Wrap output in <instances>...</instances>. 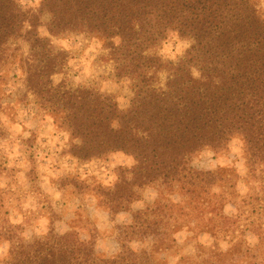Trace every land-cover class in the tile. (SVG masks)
<instances>
[{"label": "trees", "instance_id": "trees-1", "mask_svg": "<svg viewBox=\"0 0 264 264\" xmlns=\"http://www.w3.org/2000/svg\"><path fill=\"white\" fill-rule=\"evenodd\" d=\"M42 17L50 37L84 33L102 41L115 76L131 85L127 109L91 88L54 85L51 77L62 71L65 55L39 36ZM171 36L193 41L176 62L156 53ZM15 67L23 75L24 97L32 96L70 135L72 157L88 162L122 153L133 159L130 179L101 191L108 198L102 206L111 214L127 211L140 198L134 189L147 186L157 189L158 198L133 213L111 257L98 253L92 238L50 230L31 245L21 244L12 264H164L156 255L168 248L164 227L178 228L170 225L174 208L205 205L199 216L211 221L217 215L212 188H223L218 184L225 173L195 170L191 158L206 149L225 151L233 139L242 143L248 179L264 182V14L257 0H43L36 15L16 0H0V82ZM1 100L0 95V113ZM175 194L179 203L168 202ZM219 218L210 227L214 239L229 233L230 218ZM2 236L17 237L11 229ZM148 239L159 244L155 250L128 247ZM242 256L233 243L200 264H239Z\"/></svg>", "mask_w": 264, "mask_h": 264}, {"label": "rangeland", "instance_id": "rangeland-1", "mask_svg": "<svg viewBox=\"0 0 264 264\" xmlns=\"http://www.w3.org/2000/svg\"><path fill=\"white\" fill-rule=\"evenodd\" d=\"M16 1L28 15H36L43 0H39L38 5L36 0ZM257 1L264 14V5ZM41 20L39 36L48 38L52 49L65 55L64 66L58 74L62 77L60 82L73 88L94 89L110 97L119 109H127L121 108L120 101L126 100L129 106L133 96L131 85L128 80L115 76V63L102 41L84 33L50 37L44 26L46 17ZM182 41L171 36L160 45L157 55L166 62L178 61L186 50L175 59L172 56ZM0 95L3 105L0 113L3 135L0 137V235L7 229L16 236L35 228L46 233L52 230L58 235L73 231L81 239H94L98 253L106 257L115 255L121 241L124 242V227L131 223L133 213L154 204L157 189L153 186L134 189L140 195L139 200L131 203L127 211L111 214L101 205L103 199H108L101 191H112L121 180L130 179L134 163L129 166L126 159L129 156L113 153L88 162L72 157L68 152L70 135L65 140L68 133L58 129L53 118L37 108L32 96L24 97L23 75L17 67L3 77ZM237 140L239 143L234 142ZM190 166L198 171L221 169L225 173L218 184L223 188H212L217 197H212L210 203L218 204L217 215L211 221L199 216L198 211L205 209V205L199 210L181 205L183 212L174 208L175 218L170 225L176 224L178 228L164 227L162 231H167V235L163 240L168 248L161 249L156 258L164 264H200L214 253L228 252L232 244L237 243L243 254L239 264H264V182L248 179L241 141L233 139L221 152L203 150L191 158ZM226 177L231 180H225ZM222 191L226 193L223 198L219 194ZM167 200L176 204L180 199L175 194ZM220 215L230 218L225 225L229 226V233L226 238L214 239L210 227L214 220L221 222ZM9 218L20 219L21 223L12 226ZM158 245H154V239H148L130 242L128 247L140 251L155 250Z\"/></svg>", "mask_w": 264, "mask_h": 264}, {"label": "clouds", "instance_id": "clouds-1", "mask_svg": "<svg viewBox=\"0 0 264 264\" xmlns=\"http://www.w3.org/2000/svg\"><path fill=\"white\" fill-rule=\"evenodd\" d=\"M22 3L25 2V0H21ZM39 0H36V4L38 5ZM260 4L264 5V0H260ZM35 6V5H33ZM193 41L192 40H184L181 42L179 48L177 49V53L173 54L172 58L175 59L176 55H182L184 50H187L188 48L191 47ZM166 73H162L161 74V80L163 82L164 77L166 76ZM192 75L194 78H199L200 73L196 70L193 69L192 70ZM61 76L58 74H54L51 79L53 80L54 84H59L60 80H61ZM77 82H78V78H77ZM120 106L122 109L127 108L128 107V102L126 100H121L120 101ZM113 128H118V123L117 122H113V124L111 125ZM69 134H65V140L68 139ZM235 143H239V141H234ZM121 156H123V154H120ZM129 162V166H131L132 163H134V161L132 160L131 157H127L126 158ZM111 179H114V177H112ZM9 223L12 226L18 225L21 223L20 219H11L9 218ZM63 233H61L62 235ZM47 235L46 231H43L39 228H35L32 230H28V231H22L19 232L17 234L16 238H5L4 236L0 235V264H12L13 261V256H14V251L16 249H18L20 247L21 244L27 246V245H31L35 242L36 239H42L43 237H45Z\"/></svg>", "mask_w": 264, "mask_h": 264}]
</instances>
